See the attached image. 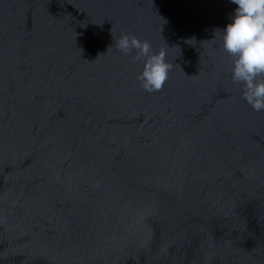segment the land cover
Here are the masks:
<instances>
[{
	"label": "water",
	"instance_id": "water-1",
	"mask_svg": "<svg viewBox=\"0 0 264 264\" xmlns=\"http://www.w3.org/2000/svg\"><path fill=\"white\" fill-rule=\"evenodd\" d=\"M232 0H0V264H264V111ZM148 41L171 65L161 90Z\"/></svg>",
	"mask_w": 264,
	"mask_h": 264
},
{
	"label": "clouds",
	"instance_id": "clouds-1",
	"mask_svg": "<svg viewBox=\"0 0 264 264\" xmlns=\"http://www.w3.org/2000/svg\"><path fill=\"white\" fill-rule=\"evenodd\" d=\"M238 7L223 31V48L234 58V82L242 85V96L259 112L264 111V0H232ZM115 47L125 54L136 51V59L144 58V66L137 79L148 92L162 89L171 65L165 52H151L148 41L123 34L115 39Z\"/></svg>",
	"mask_w": 264,
	"mask_h": 264
}]
</instances>
